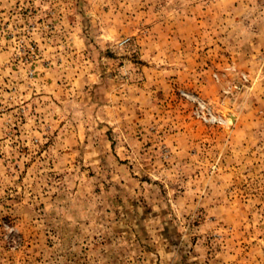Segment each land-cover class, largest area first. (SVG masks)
Here are the masks:
<instances>
[{"label": "rangeland", "instance_id": "rangeland-1", "mask_svg": "<svg viewBox=\"0 0 264 264\" xmlns=\"http://www.w3.org/2000/svg\"><path fill=\"white\" fill-rule=\"evenodd\" d=\"M0 264H264V0H0Z\"/></svg>", "mask_w": 264, "mask_h": 264}]
</instances>
